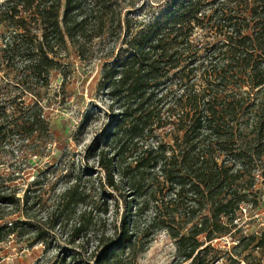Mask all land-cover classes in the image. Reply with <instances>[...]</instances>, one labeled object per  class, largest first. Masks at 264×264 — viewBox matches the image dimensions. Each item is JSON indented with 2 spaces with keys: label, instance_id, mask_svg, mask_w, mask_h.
I'll use <instances>...</instances> for the list:
<instances>
[{
  "label": "trees",
  "instance_id": "1",
  "mask_svg": "<svg viewBox=\"0 0 264 264\" xmlns=\"http://www.w3.org/2000/svg\"><path fill=\"white\" fill-rule=\"evenodd\" d=\"M29 11L27 21L22 14ZM0 19L13 30L0 47V64L22 61L21 71L16 66L21 76L41 79L45 87L57 69L67 77L59 52L72 47L85 59L90 46L108 41L100 87L115 118L89 155L104 173L100 187L119 192L126 206L119 239L99 237L86 255L92 221L88 207L77 212L88 195L77 175L47 214V231L34 227L30 236L28 222L40 202L28 189L19 195L14 184L25 173L21 165L3 166L15 136L31 140L49 132V121L38 103L40 111L3 108L0 243L17 237L28 247L50 244L46 235L59 227L75 249L62 257L61 250L53 264H90L98 248L95 264H136L137 240L154 227L175 240L179 264H206L204 243L228 235L244 212L258 209L264 192L253 172L264 177V0H7ZM171 125L182 133L176 147L157 135ZM28 153L40 154L33 149L23 156ZM39 184V178L32 183ZM237 240L239 257L264 250V226Z\"/></svg>",
  "mask_w": 264,
  "mask_h": 264
},
{
  "label": "rangeland",
  "instance_id": "2",
  "mask_svg": "<svg viewBox=\"0 0 264 264\" xmlns=\"http://www.w3.org/2000/svg\"><path fill=\"white\" fill-rule=\"evenodd\" d=\"M6 1L0 0V4ZM167 1L160 0L161 4ZM33 14L32 11L23 12L22 17L29 21L33 18ZM12 31L5 27L0 19V47ZM36 31V26L33 25L32 35ZM39 37L40 34L38 39ZM108 45V41H103L98 45L95 44V49L90 46L91 52L85 59H80L72 47L66 52H59L58 60L62 61V58L67 62L65 68L67 77L64 78V74L57 69L51 75L48 87L43 86L41 79L21 76L20 71L23 67L21 59H15L17 63L20 61V65H16L20 67V71L16 66L6 67V62L0 64V110L5 108L4 111H25L26 107L40 111L39 107H42L50 127L49 132H40L31 140L15 136L11 148L13 153L5 158L6 163L3 166L9 171L16 165H21L25 173L22 175L21 172L17 179L18 184H14L19 188V195L24 196L25 190L28 189L31 200L40 202L32 211L35 218L28 222L31 228L28 234L35 237L34 227L44 228L47 231L48 224H45L47 214L54 211L62 190L80 175L82 185L88 189V195L85 204L80 205L77 212L88 207L92 221L89 233L84 237L89 239L86 255L95 249L99 237H111L114 242L119 239L121 223L126 213L125 202L119 199L120 193L109 187L105 189L100 187L99 177L105 180L104 173L98 167L97 158L89 155L90 147L103 139L105 134L110 133L111 123L115 118L114 111L109 108L111 101L108 99L107 91L100 87L105 62L103 56ZM2 60L3 57L0 56V62ZM7 72L10 74L7 75ZM28 87H32L31 90H27ZM229 89L241 91L240 88H232V86ZM36 103L39 107L35 106ZM157 135L175 147L176 135L182 138V133L177 132L174 125L162 129ZM148 138L155 140L154 135ZM33 149L40 154L28 153L31 155L23 156L26 151L30 152ZM253 175L260 180L256 185L264 192V177L261 172L254 171ZM37 177L40 184L32 185ZM106 208L107 212H104ZM254 211L244 212L243 220H239L237 227L232 228L228 235L204 243L202 248H210L206 253V264H264V250L245 252L240 257L234 252V246L239 242L237 237L242 234L260 233L264 226V195L258 209ZM71 215L73 218L75 214L72 212ZM149 216L150 213L147 216H140L139 219L144 222ZM46 236L49 237L47 243L50 244L28 247V244L25 245L17 237L0 243V264H53L54 255L61 250L64 251L60 253L62 257L64 254L68 255L70 249H75L66 244L67 234L59 227ZM137 241L139 246L137 258L132 256L134 263L179 264L180 257L175 240L165 230L157 231V228L149 227L141 233ZM102 250L103 248H98L90 264H95ZM84 261V263L88 262V260Z\"/></svg>",
  "mask_w": 264,
  "mask_h": 264
}]
</instances>
